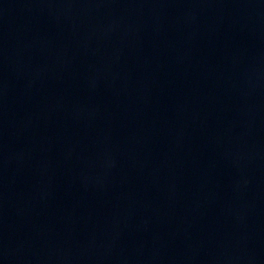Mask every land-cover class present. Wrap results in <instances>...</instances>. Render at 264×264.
Here are the masks:
<instances>
[{"label":"water","instance_id":"water-1","mask_svg":"<svg viewBox=\"0 0 264 264\" xmlns=\"http://www.w3.org/2000/svg\"><path fill=\"white\" fill-rule=\"evenodd\" d=\"M0 264H264V0H0Z\"/></svg>","mask_w":264,"mask_h":264}]
</instances>
